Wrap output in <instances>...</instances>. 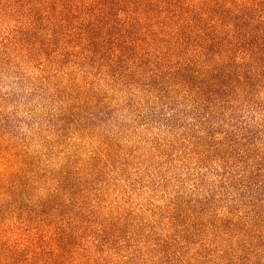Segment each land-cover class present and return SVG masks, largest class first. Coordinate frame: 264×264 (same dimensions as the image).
Listing matches in <instances>:
<instances>
[{
	"label": "trees",
	"instance_id": "obj_1",
	"mask_svg": "<svg viewBox=\"0 0 264 264\" xmlns=\"http://www.w3.org/2000/svg\"><path fill=\"white\" fill-rule=\"evenodd\" d=\"M8 66L64 131L144 94V192L164 204L108 201L112 135L41 174L0 141V264H264V0H0Z\"/></svg>",
	"mask_w": 264,
	"mask_h": 264
},
{
	"label": "rangeland",
	"instance_id": "obj_2",
	"mask_svg": "<svg viewBox=\"0 0 264 264\" xmlns=\"http://www.w3.org/2000/svg\"><path fill=\"white\" fill-rule=\"evenodd\" d=\"M57 83L59 79L54 81V84ZM33 87L34 84L27 80L21 82L9 66L4 67L0 74V141L10 146H26L30 155L27 160L30 172L41 160L44 165L40 166L38 174L49 169L61 170L75 159L86 163L84 160L92 156L91 146L98 147L101 142L99 149H106L107 136L112 135L116 144L110 148L114 171L103 178L109 180L104 188L110 192L108 201L118 200L120 209L126 213L142 210L143 217L144 205L150 202L164 204L161 194L152 198V192H144V156H149L152 163L160 159V153L154 149V145L147 141L144 143L146 138L155 135L153 130L144 131V121L139 122L142 116L144 118V94L137 92L134 94L136 97L132 96V100H129V91H119L115 95L110 92L109 96L113 99L109 105L116 110L106 119L99 112L98 115L103 118L96 121L94 132L64 131L61 129L62 122L58 120L62 112L59 102L52 93L41 98ZM105 87L101 86L102 89ZM52 117L54 121L50 120ZM25 165L22 161V167L26 168ZM180 172L183 177L186 171ZM44 183L42 180L36 185ZM178 183L173 181L170 189Z\"/></svg>",
	"mask_w": 264,
	"mask_h": 264
}]
</instances>
